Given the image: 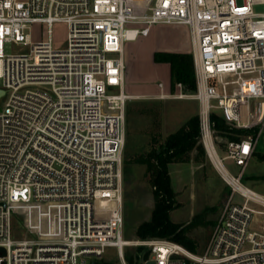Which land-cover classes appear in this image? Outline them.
<instances>
[{"label":"built area","instance_id":"2783aa9c","mask_svg":"<svg viewBox=\"0 0 264 264\" xmlns=\"http://www.w3.org/2000/svg\"><path fill=\"white\" fill-rule=\"evenodd\" d=\"M258 3L264 0H153L138 11L131 0H0V264H98L108 248L128 264L130 244L149 247L137 264H264V194L242 181L264 132ZM33 23L45 26L44 37L33 38ZM59 23L64 46L54 38ZM155 24L189 29L199 136L209 156L212 144L231 189L203 253L123 234L125 43ZM6 42L23 47L6 53ZM214 112L249 130L227 139L222 156ZM224 159L241 165L239 173ZM17 213L28 229L21 238L13 235Z\"/></svg>","mask_w":264,"mask_h":264},{"label":"rangeland","instance_id":"374dc122","mask_svg":"<svg viewBox=\"0 0 264 264\" xmlns=\"http://www.w3.org/2000/svg\"><path fill=\"white\" fill-rule=\"evenodd\" d=\"M131 1L137 3L135 7L138 11H142L153 0ZM253 8L255 12H264V3L255 4ZM182 29L180 30L178 25L170 24L155 26L146 40H143L142 45L137 46L136 58L128 57L126 61L125 89L130 94V98L126 104V142L122 156L123 234L127 240L162 239L180 244L192 252L203 253L231 189L208 155L200 136L193 148L175 155L168 163L173 192V208L169 212V219L175 228L165 237L142 238L136 233L138 225L151 218L155 207L153 192L155 187L151 182L154 165L153 161L151 164L145 161L149 159L148 154L161 148L169 133L177 130L189 119L199 116V102L193 97L194 92L184 90L183 84L180 91L175 87L171 94L164 97H161L156 90L157 87H161V81H166L169 73L165 67L154 65L151 45L155 41L156 48H165L166 41L178 39L190 43V34ZM31 32L35 39L44 37L45 26L33 23ZM66 37V25L56 24L54 26L56 44L64 46ZM22 47L23 44L20 43L6 42L5 52L11 53ZM131 83L137 84L139 92L130 90L128 85ZM181 92L186 95L178 97L176 94ZM227 124L237 128L230 122ZM213 125L215 146L222 156L225 153V142L228 137L215 127L214 121ZM232 134L237 135L234 131ZM198 144L202 145L203 149ZM262 155H264V132L259 137L255 153L244 168L242 179L244 184L264 194ZM223 161L232 174L236 175L241 170V165H236L233 160ZM243 200L239 193L235 194L234 202L242 203ZM24 221V213H17L13 218L15 238L28 234ZM124 252L128 264H137V261L148 257L149 247L130 244L125 247ZM127 256H131L132 261H129ZM99 262L121 264V259L115 248H108ZM147 264H154V261L150 260Z\"/></svg>","mask_w":264,"mask_h":264},{"label":"trees","instance_id":"16d2710c","mask_svg":"<svg viewBox=\"0 0 264 264\" xmlns=\"http://www.w3.org/2000/svg\"><path fill=\"white\" fill-rule=\"evenodd\" d=\"M155 59L157 61L170 62L173 85L181 82L185 91L191 93L196 90V78L191 53L156 51ZM212 120L215 122V127L224 132L228 139H239L249 131L230 127L225 118L217 112L212 113ZM233 131L237 135L232 134ZM199 135V116H197L189 119L177 130L169 133L161 148L148 154L149 159L145 161L148 164L153 161L154 165L151 182L155 187L153 191L155 207L151 218L138 225L136 233L139 237H165L175 228V225L169 219V212L173 208V192L170 184L168 163L175 155L193 148ZM198 146L203 149L202 145L198 144ZM262 157L264 158V155ZM127 258L132 261L131 256H127ZM98 264L102 263L99 262Z\"/></svg>","mask_w":264,"mask_h":264},{"label":"crops","instance_id":"0c3cea01","mask_svg":"<svg viewBox=\"0 0 264 264\" xmlns=\"http://www.w3.org/2000/svg\"><path fill=\"white\" fill-rule=\"evenodd\" d=\"M159 24H155V25H152L151 28H150V31L147 35H140L138 36L136 39L134 40H128L126 41L125 43V61H127V58L128 57H134L136 58V49H137V46H139L140 44L142 45V42L143 40H146V38L151 34L152 30L154 29L155 26H157ZM170 25H178V24H170ZM179 26V29L181 30H184V31H187L186 33L190 34L189 29L187 26H184V25H178ZM155 41L152 43L151 45V48L153 50V54H152V58H154V65H156L157 67L160 66L162 68H166V70H168V73H169V76L168 78L166 79V81H161L160 82V86L161 87H157L156 90H158V94H161V93H164V94H171L173 92V90L176 89L180 91V88L177 86V83H176V86L175 84L173 85L172 84V76H171V65H170V62L168 61H157L155 59V52L156 51H162V52H181V53H191V36H190V43H186L185 41H182V40H168L166 41V46L165 48H156L155 47ZM151 44V43H150ZM190 51V52H189ZM127 86V85H126ZM128 86H130V90L132 92H139V89L137 87V84L136 83H131L129 84ZM175 131V130H174ZM173 132V131H172Z\"/></svg>","mask_w":264,"mask_h":264},{"label":"bare ground","instance_id":"6f19581e","mask_svg":"<svg viewBox=\"0 0 264 264\" xmlns=\"http://www.w3.org/2000/svg\"><path fill=\"white\" fill-rule=\"evenodd\" d=\"M208 149H209V154L211 156V159H212L213 163L215 164V166L217 168L221 169L222 171H224V166H223L220 158L214 152L213 146H212V144L210 142H208Z\"/></svg>","mask_w":264,"mask_h":264},{"label":"water","instance_id":"95a60500","mask_svg":"<svg viewBox=\"0 0 264 264\" xmlns=\"http://www.w3.org/2000/svg\"><path fill=\"white\" fill-rule=\"evenodd\" d=\"M5 90L3 88H0V97L4 95ZM0 253H2V249H0ZM91 264H97V260H93Z\"/></svg>","mask_w":264,"mask_h":264}]
</instances>
